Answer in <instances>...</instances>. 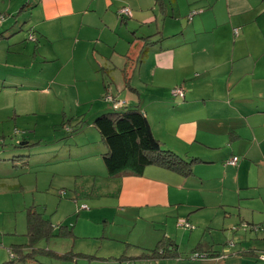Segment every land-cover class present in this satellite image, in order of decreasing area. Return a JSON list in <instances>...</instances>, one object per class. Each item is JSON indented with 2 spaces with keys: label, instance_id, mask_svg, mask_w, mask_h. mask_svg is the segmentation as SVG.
<instances>
[{
  "label": "crops",
  "instance_id": "1",
  "mask_svg": "<svg viewBox=\"0 0 264 264\" xmlns=\"http://www.w3.org/2000/svg\"><path fill=\"white\" fill-rule=\"evenodd\" d=\"M13 1L0 0V7L10 8ZM15 1L19 5L28 2ZM30 1L39 8L36 9L37 20L41 22L35 23L36 28L41 23H52L57 33H61L60 38L68 35L75 39L72 48L69 45L62 48L60 38L49 44L48 51L56 60L68 48L76 61L82 56L91 58V66L82 76L81 72L73 71L75 79L81 77L87 88L110 90L116 98L125 99L129 104L133 101L122 93L125 89L132 90L136 94V107L145 113L164 148L187 161L194 160L190 176L149 166L143 175L112 178L118 180L115 188L118 208H122L125 215L136 209V213L146 211L156 219L167 216L170 224L179 219L190 223L191 214L217 209L212 203L216 200L228 220L233 221L232 225L237 223L236 215L248 224L249 228L240 234L239 240L243 243L240 247L229 245L222 255V251L202 245L203 239L198 241L194 232L189 242L200 243L192 253L196 251L200 257L202 254L205 257L209 251L218 253L215 258L219 261L201 260V264L263 262L260 256L264 255V0H171V13L168 5L165 11V16L169 13L165 18L170 22L167 20L163 28L157 27V33L139 38L131 22L128 24L127 18H120L117 12L129 7L136 24L148 25L159 19L156 14L152 19L148 16L158 8L156 0ZM161 1L168 3V0ZM113 6L129 33L123 37H119L124 34L122 24L111 25L98 17L106 7L110 11ZM192 12L196 14L190 19L188 15ZM187 16L185 23L183 18ZM101 26L103 34H95L94 30ZM115 28L120 29L117 37L104 34L112 33ZM42 37L49 39L48 34L43 33ZM145 37L151 39L147 41ZM122 40L124 48L128 47L118 59L114 55L97 57L99 44L110 46L116 54L113 43ZM83 41L85 45L81 44ZM129 62L136 63V87L132 85L134 77L127 73ZM175 88H182L185 97L174 96ZM234 157L239 158L238 164L228 165ZM96 194H88V197ZM219 215L218 211L215 216L210 215L212 223ZM257 225L260 231L250 228ZM183 227L178 230L186 236L189 230ZM172 229L177 231L174 226ZM250 231L253 232L251 241ZM166 234L180 253L172 231ZM213 241V246L219 244ZM12 245L0 240V264H10ZM205 248L208 251H204ZM175 257L182 255L164 258L169 262L164 264H191L189 261L178 263ZM158 260L161 259L149 258L151 263Z\"/></svg>",
  "mask_w": 264,
  "mask_h": 264
},
{
  "label": "rangeland",
  "instance_id": "2",
  "mask_svg": "<svg viewBox=\"0 0 264 264\" xmlns=\"http://www.w3.org/2000/svg\"><path fill=\"white\" fill-rule=\"evenodd\" d=\"M169 1L154 12L150 9L153 13L148 16L152 19L156 14L159 19L148 25L136 24L133 16V19L127 18V23L131 22L130 26L136 29V38L157 33V27L163 28L168 20L165 17L169 15L165 16L166 5L171 13ZM27 3L29 6L24 8ZM106 8L98 17L111 25L122 24L116 16V8L110 7V11ZM36 9L38 6L30 0L21 5L14 0L10 8L0 7V240L9 245L27 243L28 212L34 208L55 227L50 239L40 240L35 245L37 258L43 264L169 263L165 259L151 263L145 257L151 254L146 249H155L167 236V231H172L182 255L175 257L178 263L219 261V258L193 260L192 250L202 242L200 239L207 249L212 246L222 251V255L229 245L240 247L243 243L239 240L240 234H244L246 222H241L236 215L237 223L232 225L233 221L228 220L216 200L212 203L217 209L191 214L193 220L186 236L178 230L186 219L170 224L167 216L156 219L146 211L136 213V209L125 215L123 209L118 208L115 190L118 180H113L107 171L103 160L107 148L99 131L92 126L94 118L110 112L113 104L105 101L103 87L87 88L81 77L74 78L73 71L81 72V76L87 72L91 58L82 56L77 59L80 61L72 58L69 48L75 39L66 33V38H60L55 24L41 23L36 28L35 23L41 22L37 20ZM188 16L183 18L185 23ZM122 25L124 34L119 37L129 34L125 31L126 24ZM31 29L35 32L30 33ZM103 32L102 26L94 30L95 34ZM118 32L120 29L115 28L112 33L104 34L117 37ZM43 33L48 34L49 39L43 38ZM57 38L62 48L69 45L59 60L48 51L49 44ZM113 44L116 54L110 46L99 44L97 57L114 55L118 59L128 47L124 48V40ZM127 73L134 77L132 85L136 87V63L129 62ZM122 96H129L133 101L130 104L136 105V94L132 90L125 89ZM109 192L112 194L107 195ZM88 194L96 196L90 198ZM83 205L88 209L80 210ZM217 211L220 215L212 223L210 215L215 216ZM61 224L65 226V233L69 230L65 235H58ZM194 232L200 242L190 243L189 236ZM213 239L219 244L213 246ZM67 255L73 256L65 257Z\"/></svg>",
  "mask_w": 264,
  "mask_h": 264
},
{
  "label": "trees",
  "instance_id": "3",
  "mask_svg": "<svg viewBox=\"0 0 264 264\" xmlns=\"http://www.w3.org/2000/svg\"><path fill=\"white\" fill-rule=\"evenodd\" d=\"M156 1L160 6L163 5L161 0ZM28 6L27 3L24 8ZM119 11L117 12L118 16ZM189 18L192 19V16H189ZM33 32L35 31H30V33ZM31 37H34V35H31ZM150 39V37H145L147 41ZM109 94L113 95L109 90L106 92L105 98ZM111 108L110 112L95 117L92 123L99 131L101 140L107 148V151L103 153V160L110 177L122 178L131 175H143L145 169L149 166H160L182 176H190L193 173L194 160L187 161L171 150L164 148L160 140L155 137L147 116L136 105L126 103L118 109ZM66 233L64 227L61 226L58 235H65ZM68 234L72 233L69 232ZM53 235L54 226L51 221L36 212L34 208L30 209L26 235L28 242L11 246L12 258L10 264L26 261H36L43 264L37 258L36 251L38 249L35 245L40 240L50 239ZM148 251H151V254H145V257L153 259H164L176 255L180 257L176 244L167 237L160 240L155 249ZM196 253V251L193 252V255ZM72 256L67 255L65 257ZM218 256V253L207 252L205 258Z\"/></svg>",
  "mask_w": 264,
  "mask_h": 264
},
{
  "label": "built area",
  "instance_id": "4",
  "mask_svg": "<svg viewBox=\"0 0 264 264\" xmlns=\"http://www.w3.org/2000/svg\"><path fill=\"white\" fill-rule=\"evenodd\" d=\"M194 14H196V12L191 13L190 16H193ZM119 16L124 17V18H131L133 16V12H132V10L129 7H124V8H122L119 11ZM235 31L238 32V29H236ZM172 94L174 96H179L180 98H184L185 97V92H184V90L182 88H175L172 91ZM105 101L107 103L113 104L112 107L114 109H118L121 106L126 104L125 101L119 100L118 98H116L115 96L110 95V94L106 96ZM238 162H239V158L238 157H234L229 162H227V164L228 165H232V166H236L238 164ZM62 194H64V192H62ZM79 209L80 210H86V209H88V206L83 205ZM180 226L190 227V224L187 223V222H181ZM245 227L249 228V226L246 225V224H245ZM250 228L255 230L256 232L259 230V227H257V226H253V227H250ZM192 258H193V260H201L202 258L204 259L205 257H202V256L200 257V255L196 253L195 255H193ZM261 259L264 261V255L261 256ZM128 264H130V263H128Z\"/></svg>",
  "mask_w": 264,
  "mask_h": 264
}]
</instances>
